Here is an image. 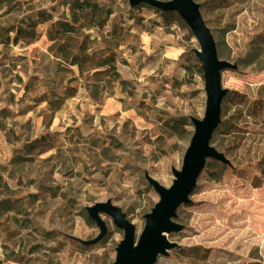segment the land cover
I'll list each match as a JSON object with an SVG mask.
<instances>
[{"label": "rangeland", "instance_id": "1", "mask_svg": "<svg viewBox=\"0 0 264 264\" xmlns=\"http://www.w3.org/2000/svg\"><path fill=\"white\" fill-rule=\"evenodd\" d=\"M72 1L5 0L0 12L8 25L39 20L42 33L34 43L0 44V264H112L125 230L98 212L102 229L89 210L98 204L118 209L137 244L160 201L151 181L165 189L174 185L194 121L206 116L198 39L183 19L167 25L166 11L133 0H99L112 10L104 34L119 24L138 35L117 50L114 65L127 91L90 73L57 112L37 104L50 91L42 83L39 94L31 89L33 77L48 75L46 31L70 19ZM194 1L220 60L231 66L222 72L227 118L235 109L232 92L264 101V0ZM102 48L98 39L96 56ZM41 136L56 147L39 155L28 145ZM256 174L255 168L231 167L216 182L205 165L189 201L176 211L173 223L180 228L163 234L170 248L155 264H186L177 250L195 245L228 253L218 264H264V185L252 186Z\"/></svg>", "mask_w": 264, "mask_h": 264}, {"label": "trees", "instance_id": "2", "mask_svg": "<svg viewBox=\"0 0 264 264\" xmlns=\"http://www.w3.org/2000/svg\"><path fill=\"white\" fill-rule=\"evenodd\" d=\"M4 1L0 0V12L5 9ZM8 14L9 11L4 15ZM70 14V19L61 20L57 25L52 24L46 31L50 42L46 79L32 78L31 89L34 94H39V90L35 89L39 83L50 89L45 95L37 97L35 102L46 103L52 113L77 95L78 88L75 84L85 74L93 73L99 78L118 82L121 91L126 92L127 82L121 79V73L114 67L118 61L117 50L131 40L138 39L130 26L119 24L112 26L111 31L104 34L112 10L99 0H73ZM164 14L167 25L182 21L176 12L166 11ZM2 17L0 16V44L4 48L16 46L20 42L34 43L41 39L39 20L26 17L17 24L8 25L1 21ZM87 29H95L98 36L92 39L85 31ZM98 39L103 45L99 51L100 56H96L94 52ZM195 60L200 64L196 57ZM230 100L235 109L227 118L228 110L225 111L222 107L220 129L211 140V144L216 145L228 162L210 158L206 168L216 182H221L231 167L235 170L255 168L257 174L252 179V186L260 188L264 185V101L251 102L241 92H232ZM252 124L257 129H251ZM55 147L45 136L28 145L31 152L37 151L39 155ZM177 252L178 259L186 264H218L217 260L229 256L222 250L201 245L180 246Z\"/></svg>", "mask_w": 264, "mask_h": 264}, {"label": "water", "instance_id": "3", "mask_svg": "<svg viewBox=\"0 0 264 264\" xmlns=\"http://www.w3.org/2000/svg\"><path fill=\"white\" fill-rule=\"evenodd\" d=\"M132 3H147L162 11L176 12L186 22L201 45L198 57L203 65L208 95L205 119L194 121L196 131L187 150L183 168L176 174L174 185L165 189L151 181L160 195V201L147 217L146 227L137 244L134 242L133 227L118 209L109 204H98L89 210L91 217L102 229L105 228L98 212L107 213L114 219L117 227L125 230V238L112 264H155L158 255L165 253L164 247L170 248L163 234L180 228L173 223L176 211L189 201L206 161L212 158L228 162L225 156L212 146L211 140L221 123L222 102L226 95V91L222 89V72L231 66L220 60L213 35L194 0H133Z\"/></svg>", "mask_w": 264, "mask_h": 264}]
</instances>
